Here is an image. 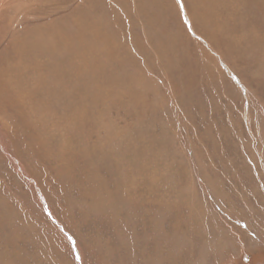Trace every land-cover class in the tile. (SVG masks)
Returning a JSON list of instances; mask_svg holds the SVG:
<instances>
[{"label":"rangeland","instance_id":"374dc122","mask_svg":"<svg viewBox=\"0 0 264 264\" xmlns=\"http://www.w3.org/2000/svg\"><path fill=\"white\" fill-rule=\"evenodd\" d=\"M250 1L0 0V91L12 70L23 89L41 74L75 116L68 146L52 118L35 143L0 95V264H264V4ZM202 19L226 26L217 47Z\"/></svg>","mask_w":264,"mask_h":264},{"label":"bare ground","instance_id":"6f19581e","mask_svg":"<svg viewBox=\"0 0 264 264\" xmlns=\"http://www.w3.org/2000/svg\"><path fill=\"white\" fill-rule=\"evenodd\" d=\"M190 5L193 6L194 10L197 13H200V7H199V3H203L205 2V0H186ZM237 3L238 2H243L244 0H235ZM249 1V0H247ZM260 3V4H264V0H254V1H250V2H254V3ZM152 2V1H151ZM150 2V3H151ZM224 2V1H223ZM230 2V1H229ZM234 3V2H232ZM245 3H247L245 1ZM228 4V3H227ZM241 4V3H240ZM157 5V4H156ZM240 6V5H239ZM238 6V7H239ZM237 8V7H236ZM263 8V7H262ZM249 9V7H248ZM247 9V11H248ZM204 10V9H203ZM229 9H226V11H228ZM239 13V12H238ZM246 13V12H244ZM251 13V12H249ZM263 13L264 16V11L260 10V14ZM209 14V13H208ZM240 14V13H239ZM245 16V14H244ZM235 17V16H234ZM243 17V16H242ZM246 17V16H245ZM195 19H199L201 20L200 15H194ZM204 18V17H203ZM239 19V18H238ZM241 19V17H240ZM239 19V21H240ZM245 19V18H244ZM236 19H234L235 21ZM242 20V19H241ZM251 20V19H250ZM237 21V20H236ZM235 21V22H236ZM244 21V20H242ZM249 21V20H248ZM261 21V20H260ZM241 22V21H240ZM264 22V21H263ZM218 22L214 23L210 20H203L202 22H197L199 29L202 32V35H204V37H206L212 44H214L215 46L218 43V35L220 34V30L226 26H222L217 24ZM220 23L222 24V22L220 21ZM257 24V23H256ZM255 24V25H256ZM264 24V23H263ZM253 27L254 24L252 25ZM253 27L249 29V31L245 32L246 34H253ZM257 28V27H256ZM230 29V28H229ZM236 29V28H235ZM258 29V28H257ZM226 30V28H225ZM231 30V29H230ZM242 30V29H241ZM261 30V29H260ZM259 31V29H258ZM235 32V31H234ZM237 32V30H236ZM263 32V30L261 31ZM238 34H240L239 36H241V33L237 32ZM244 33V34H245ZM260 33V32H258ZM262 34V33H261ZM224 35V34H223ZM255 35V34H254ZM259 36V35H256ZM242 37V36H241ZM244 37V36H243ZM242 37V38H243ZM254 37V36H253ZM239 38V37H238ZM258 38V37H256ZM235 39V38H234ZM244 39V38H243ZM243 39H241L242 41H244ZM259 39V38H258ZM264 40V39H263ZM165 43H168L170 45L169 42L170 39H165L164 40ZM246 41V40H245ZM260 41V40H259ZM248 42V41H246ZM243 43V42H242ZM259 43V42H258ZM263 43V42H262ZM241 44V43H240ZM239 44V46H240ZM246 45V43H244ZM248 44V43H247ZM250 44V43H249ZM248 44V45H249ZM254 44V43H253ZM244 46V45H243ZM253 46V45H252ZM251 46V47H252ZM262 46V44H261ZM260 46V47H261ZM217 47V46H216ZM219 49L221 50V48L219 47ZM245 49V48H244ZM247 49V48H246ZM251 49V48H250ZM264 49V48H263ZM240 50V49H239ZM252 50V49H251ZM259 51L260 48H259ZM240 52V51H239ZM248 52V51H247ZM250 52V51H249ZM107 53V49H103V50H96L94 51L95 57H97L96 62H101L102 59L104 58L103 56ZM259 53V52H258ZM249 54V53H248ZM253 54V53H252ZM260 54H262V52H260ZM250 55V54H249ZM258 55V54H257ZM245 56V55H244ZM262 55H260L261 57ZM80 57V56H79ZM171 57V56H170ZM255 57V56H254ZM78 58V57H77ZM250 56L248 57L249 60ZM253 58V57H252ZM257 58V57H256ZM264 58V57H263ZM262 58V59H263ZM171 60V59H170ZM253 61V60H252ZM95 62V63H96ZM99 62V64H100ZM233 62V61H232ZM259 62V61H258ZM262 62V61H261ZM254 64V63H253ZM47 67V66H46ZM16 70V69H15ZM15 70H12V76H14L15 78H17V82L13 81L12 87L9 88V90H6V88L1 89L0 91V95L3 96L5 99V102L8 101V103L6 105H8L11 111H14L15 114L21 119V123L19 121L20 124H25L27 130H33V134L35 136V143L38 142H43L42 140L39 141L38 139V135L39 134H48V127H50L51 125L49 124V120L52 118L51 124H53V120L54 121V127L55 128H63L65 130H63L64 132V136H58L59 137V141H58V146H68L70 144L69 139L72 137L73 134V130H74V125H75V116H68L66 114H64V116H60L58 115V113H56L55 110H53L52 107V103L49 99H47L44 96V91L43 92V87H45L47 85V82L45 80L44 77H41V74L36 75L35 77H33L32 79H28V76L26 77V79L24 78L23 80V84L26 86L25 89H23L22 84H21V77L19 72L17 71L15 73H13ZM25 72H28L27 69L23 70ZM53 71V70H52ZM36 72V70H34V73ZM28 74V73H27ZM45 74V73H44ZM75 74V72H74ZM77 77V75H76ZM50 78V77H48ZM47 79V78H46ZM55 80V79H54ZM53 82V81H52ZM51 82V83H52ZM49 83V82H48ZM53 84V83H52ZM50 86V85H49ZM48 86V87H49ZM53 86V85H52ZM55 86V85H54ZM55 89V87H54ZM59 90V89H58ZM57 93V92H56ZM51 94V93H50ZM69 94V93H68ZM71 94V93H70ZM8 95V98L5 96ZM46 95V94H45ZM53 95V94H51ZM72 95V94H71ZM49 96V95H48ZM55 95H53L54 97ZM58 96V95H57ZM56 96V97H57ZM71 97V96H70ZM46 98V99H45ZM51 98V97H50ZM4 104V102H3ZM68 106V105H67ZM73 108V107H72ZM4 109V108H3ZM73 110V109H71ZM75 111V110H73ZM72 112V111H71ZM66 113V112H65ZM70 113V112H69ZM4 114V113H3ZM63 114V113H62ZM68 114V113H67ZM75 114V113H74ZM63 117L65 118L66 121L63 120ZM54 118V119H53ZM8 122V121H7ZM19 124V125H20ZM62 132V133H63ZM52 133V132H51ZM61 133V132H60ZM45 142V140H44ZM62 151V150H61ZM102 152V150H101ZM104 152V151H103ZM103 154V153H102ZM61 175H63L64 172H60ZM123 175V174H122ZM83 178H81L82 180ZM63 180V179H62ZM124 181V180H123ZM133 182V181H132ZM75 183V182H74ZM126 185V184H125ZM132 185V184H131ZM129 185V186H131ZM134 185V184H133ZM134 187V186H133ZM125 190V189H124ZM128 190V189H127ZM134 191V190H133ZM129 192V191H128ZM135 192V191H134ZM125 193V192H124ZM100 194H101V190H100ZM130 194V193H129ZM90 195H94V196H89L88 194L85 193V199H90L92 200L93 204L99 209V208H103L106 213H110L113 214L114 208H115V203H112V199L110 198H103V197H97L98 195L95 192H92ZM127 195V194H126ZM135 195V194H134ZM101 201V204H98L97 202ZM121 201H126L124 204L125 206H131L133 207L134 204L131 203L130 201H128L125 197L122 198ZM105 203V204H104ZM95 213H92V215L96 216L98 210L93 211ZM181 225V224H180ZM156 238V237H155ZM154 238V239H155ZM157 244V243H156ZM162 249L161 246L158 244V246L156 247V250H160ZM170 250V249H169ZM177 251V250H176ZM169 253V252H168ZM177 253V252H176ZM170 255V254H169ZM177 255V254H176ZM154 256V255H153ZM198 263V262H197Z\"/></svg>","mask_w":264,"mask_h":264},{"label":"snow or ice","instance_id":"6c2138e0","mask_svg":"<svg viewBox=\"0 0 264 264\" xmlns=\"http://www.w3.org/2000/svg\"><path fill=\"white\" fill-rule=\"evenodd\" d=\"M181 7H182V5H181ZM77 258H79V257H77Z\"/></svg>","mask_w":264,"mask_h":264}]
</instances>
